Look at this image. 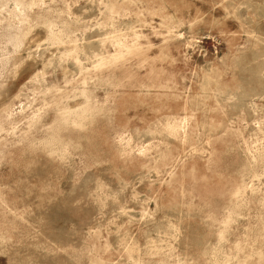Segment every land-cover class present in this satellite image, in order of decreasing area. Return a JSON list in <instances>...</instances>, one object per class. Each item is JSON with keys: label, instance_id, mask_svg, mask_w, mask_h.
<instances>
[{"label": "rangeland", "instance_id": "rangeland-1", "mask_svg": "<svg viewBox=\"0 0 264 264\" xmlns=\"http://www.w3.org/2000/svg\"><path fill=\"white\" fill-rule=\"evenodd\" d=\"M0 264H264V0H0Z\"/></svg>", "mask_w": 264, "mask_h": 264}]
</instances>
